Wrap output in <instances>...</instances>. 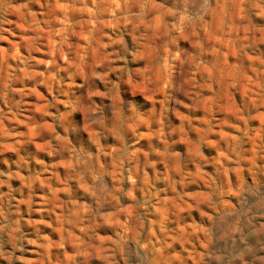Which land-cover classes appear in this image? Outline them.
<instances>
[{
  "label": "clouds",
  "instance_id": "9594fccd",
  "mask_svg": "<svg viewBox=\"0 0 264 264\" xmlns=\"http://www.w3.org/2000/svg\"><path fill=\"white\" fill-rule=\"evenodd\" d=\"M0 264H264V0H0Z\"/></svg>",
  "mask_w": 264,
  "mask_h": 264
}]
</instances>
